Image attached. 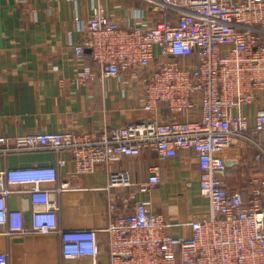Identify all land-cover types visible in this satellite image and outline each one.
Listing matches in <instances>:
<instances>
[{
  "label": "built area",
  "instance_id": "built-area-1",
  "mask_svg": "<svg viewBox=\"0 0 264 264\" xmlns=\"http://www.w3.org/2000/svg\"><path fill=\"white\" fill-rule=\"evenodd\" d=\"M162 13L149 21L139 11L126 27L96 8L88 19L74 18L82 34L73 46L81 64L75 79L87 84L123 74L140 73L141 110L149 115L100 134L72 131L35 132L0 137V154L54 151L69 153L74 173L107 170L104 188L130 187L125 170H112L123 158L148 150L161 160L181 150L198 159V188L208 211L193 218L188 237L172 236L162 215L148 201L135 200L131 212L122 213L107 203V256L109 264H264V169L246 180L248 197L225 184L227 164L222 152L233 146L254 149L253 160L264 162V141L251 134L264 132V0H148ZM90 50L91 64L83 62ZM192 58L194 62H187ZM94 67V68H93ZM262 103L250 127L243 109ZM164 112L163 120L157 112ZM189 115L199 118L188 120ZM20 167L0 171V234H57L61 261L100 253L93 229L64 230L59 224L60 196L69 190L60 184L58 168ZM53 188L44 185L53 184ZM160 183L157 166L149 169L137 191L150 195ZM21 186L28 188L21 189ZM27 194L31 222L24 225L22 211L8 207L9 195ZM0 264H8L0 253Z\"/></svg>",
  "mask_w": 264,
  "mask_h": 264
},
{
  "label": "crops",
  "instance_id": "crops-1",
  "mask_svg": "<svg viewBox=\"0 0 264 264\" xmlns=\"http://www.w3.org/2000/svg\"><path fill=\"white\" fill-rule=\"evenodd\" d=\"M149 7L148 0H0V137L51 131L98 135L105 129H116L147 117L149 114L141 110L140 73L130 72L105 82L93 79L87 84L80 83L75 73L81 64L74 56L73 46L82 38L75 17L85 21L98 8L126 27L133 25L136 11H141L149 21L161 20L163 14ZM186 61L194 62L192 58ZM83 62L92 65L89 52L85 51ZM261 107V101L244 107L250 127ZM164 112H157L158 120H163ZM198 118L189 115L188 120ZM251 136L264 141V132ZM253 154L254 149L242 145L222 152L228 188L241 189L239 180L246 182L262 173L264 162H255ZM58 159L65 161L58 168L59 183L69 188L60 196L59 224L64 230L97 232L100 253L96 262L89 256L61 261L55 233L0 234V253L7 255L8 264H109L107 235L103 231L107 226L109 198L117 209L127 213L134 208V202L127 201L134 192L135 200L148 201L163 216L167 231L179 238L188 237L191 220L208 211L207 201L198 188V159L190 150H181L165 160L151 150L139 157L123 158L111 168L125 170L132 186L110 188L107 192L104 190L108 184L107 170L101 167L85 175L75 174L66 151L0 154V171L52 166ZM153 166L159 169L160 183L150 195H143L136 185L147 181ZM55 186V183L44 185ZM243 193L248 197L247 188ZM7 203L10 209L22 211L24 225L29 227L32 210L28 195L13 193Z\"/></svg>",
  "mask_w": 264,
  "mask_h": 264
},
{
  "label": "rangeland",
  "instance_id": "rangeland-1",
  "mask_svg": "<svg viewBox=\"0 0 264 264\" xmlns=\"http://www.w3.org/2000/svg\"><path fill=\"white\" fill-rule=\"evenodd\" d=\"M152 13V12H150ZM238 187H240L243 191L246 189V182L240 181L238 182Z\"/></svg>",
  "mask_w": 264,
  "mask_h": 264
},
{
  "label": "water",
  "instance_id": "water-1",
  "mask_svg": "<svg viewBox=\"0 0 264 264\" xmlns=\"http://www.w3.org/2000/svg\"><path fill=\"white\" fill-rule=\"evenodd\" d=\"M86 52H89L90 53V50H86Z\"/></svg>",
  "mask_w": 264,
  "mask_h": 264
},
{
  "label": "trees",
  "instance_id": "trees-1",
  "mask_svg": "<svg viewBox=\"0 0 264 264\" xmlns=\"http://www.w3.org/2000/svg\"><path fill=\"white\" fill-rule=\"evenodd\" d=\"M229 189H234V188H229Z\"/></svg>",
  "mask_w": 264,
  "mask_h": 264
}]
</instances>
